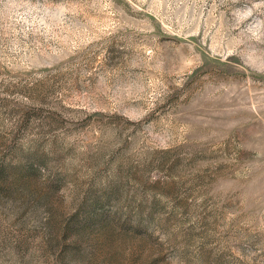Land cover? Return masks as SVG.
I'll list each match as a JSON object with an SVG mask.
<instances>
[{"label":"rangeland","instance_id":"374dc122","mask_svg":"<svg viewBox=\"0 0 264 264\" xmlns=\"http://www.w3.org/2000/svg\"><path fill=\"white\" fill-rule=\"evenodd\" d=\"M0 264H264V0H0Z\"/></svg>","mask_w":264,"mask_h":264}]
</instances>
